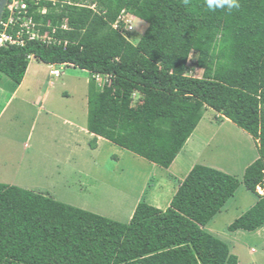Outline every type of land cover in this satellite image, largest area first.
<instances>
[{"label": "trees", "instance_id": "16d2710c", "mask_svg": "<svg viewBox=\"0 0 264 264\" xmlns=\"http://www.w3.org/2000/svg\"><path fill=\"white\" fill-rule=\"evenodd\" d=\"M24 2L21 16L49 40L1 44L0 85L7 78L18 89L30 57L87 72L86 130L95 145L102 138L164 170L213 112L251 136L258 153L242 177L256 202L227 231L264 226V0H240L232 13L211 12L205 0ZM129 16L146 25L139 38ZM8 18L4 10L1 24ZM1 24L0 34L15 39L18 25ZM239 183L195 165L164 212L141 202L127 223L0 184V264H238L204 228Z\"/></svg>", "mask_w": 264, "mask_h": 264}, {"label": "rangeland", "instance_id": "374dc122", "mask_svg": "<svg viewBox=\"0 0 264 264\" xmlns=\"http://www.w3.org/2000/svg\"><path fill=\"white\" fill-rule=\"evenodd\" d=\"M133 28L135 31L128 30L139 38L146 25L135 24ZM128 40L132 42L133 37ZM30 66L35 73L27 70L15 98L6 104L7 95L0 93V184L127 223L140 203L138 199L148 191L147 183L164 171L111 143L94 149L93 139L85 134L87 72L62 66L50 68L36 60H31ZM51 69L58 70L60 76L49 75ZM191 75L200 78L202 70L196 69ZM4 84L12 88L7 78L0 86ZM213 114L204 113L190 136L193 152L185 146L179 160L186 161L174 168L184 175L186 166L197 162L195 165L220 170L240 182L234 196L204 230L225 242L238 264H264V227L250 233L227 231L256 202L242 184V177L258 158L257 145L247 133L219 122ZM202 120L224 123V127L212 131L211 126L209 131ZM117 151V157L111 160ZM257 192L262 191L257 188Z\"/></svg>", "mask_w": 264, "mask_h": 264}, {"label": "crops", "instance_id": "0c3cea01", "mask_svg": "<svg viewBox=\"0 0 264 264\" xmlns=\"http://www.w3.org/2000/svg\"><path fill=\"white\" fill-rule=\"evenodd\" d=\"M46 66H48V65H46ZM48 67L51 68V66H48ZM31 69H32V72L35 73L33 71V66L28 67V69H27L28 73L31 72ZM34 69H35V67H34ZM24 79H25V77H24ZM23 82H24V80H23ZM23 82H22V84H23ZM4 83L9 85L7 82H4ZM22 84L15 91H12V88L11 89L5 88V87H7V85H5V84L0 86V88H1L0 93H5L7 95L6 104H8L13 98L16 97V95L19 93L20 89L22 88ZM0 112H2V111H0ZM202 123L205 127H208L209 131H211V130L217 131L218 129L220 130L224 127V123H220V124L215 125V124H212L208 121H203V120H202ZM226 123H228V122H226ZM228 125H229V123H228ZM211 126H212V128L210 130ZM196 129H197V127H196ZM85 134L88 135V137L93 139V135L89 134L87 131H85ZM191 138L192 137H190V139L186 142L185 146H187V148L190 146V148H188V149L190 152H193L191 145H193L194 142H192ZM102 143H109V142L104 140V139L97 138L95 150L100 149ZM118 153L119 152L117 151L115 153V155H112L110 157V159L114 161V159L117 157L116 154H118ZM179 156H180V154L177 156V158L175 159V161L173 162V164L170 166V168L168 170L161 169L164 171V173H163V171L161 172V173H163V175L160 174V176L157 179L153 180V182L151 181V183H147L148 187L146 189L148 191H146V193L143 192L141 199H138L139 202H144L147 205L155 207V208L162 210V211H164L169 206L173 196L175 195V193L178 189V186L184 180V178L187 176V174L190 172V170L193 168V166H195V164H197V162H194V163H192V165H190L189 168H188V166H186V169H184L183 166H181L180 168L184 169L186 171H185L184 175H179V173H178L179 171L176 170L174 168V166L177 163H179L180 161H184V162L186 161L183 159L179 160ZM117 162H118V159H117L116 163ZM182 164H183V162H182ZM153 167H155V169L157 168L156 166H153ZM218 171H220V170H218ZM144 194H145V196H144Z\"/></svg>", "mask_w": 264, "mask_h": 264}, {"label": "built area", "instance_id": "2783aa9c", "mask_svg": "<svg viewBox=\"0 0 264 264\" xmlns=\"http://www.w3.org/2000/svg\"><path fill=\"white\" fill-rule=\"evenodd\" d=\"M6 9L9 13V18L7 20V23L2 24L3 28H6L7 26H12L17 24L19 26V29L16 33V38L12 39L11 37H8L4 34H0V45L9 42L12 44H23L22 38L24 35L27 36V39L34 40L37 39L38 36L33 30V24L29 18H24V16H21V12H25L26 10V3L24 0H8ZM16 12V18H14V13ZM123 18V14L120 16V19ZM131 19L128 20V22ZM114 28H116V25H114ZM129 29L132 27L128 26ZM127 28V29H128ZM49 40V38H47ZM53 75H57L58 72L54 71L52 72Z\"/></svg>", "mask_w": 264, "mask_h": 264}, {"label": "clouds", "instance_id": "9594fccd", "mask_svg": "<svg viewBox=\"0 0 264 264\" xmlns=\"http://www.w3.org/2000/svg\"><path fill=\"white\" fill-rule=\"evenodd\" d=\"M7 6V5H6ZM205 6H206V8L209 10V11H211V12H215V11H217V10H224V11H226V12H228V13H232L233 11H235V10H239L240 9V7H241V2H240V0H205ZM4 10H7L6 9V7H5V9ZM122 14H123V12H122ZM129 19H131V20H133V21H131L130 22V27L133 25V24H135V22L136 23H138V21L139 20H137L135 17H133V16H129ZM0 24H1V21H0ZM139 24V23H138ZM2 25V24H1ZM18 28H19V26H18ZM37 35V34H36ZM38 36V35H37ZM34 40H47V37L46 36H38V38L37 39H34ZM32 41V40H31ZM23 43V42H22ZM21 45V44H20ZM33 59V57H30L29 58V61L30 60H32ZM33 60H35V59H33ZM49 66H51V68L53 67L52 65H49ZM61 66V65H60ZM54 67H55V65H54ZM63 67V66H62ZM54 71H56V72H58V74L57 75H53L52 74V72H54ZM49 75H51V76H54V77H57V76H60V73H59V71L58 70H50V72H49ZM94 78V80H95V82H99L100 81V76L99 75H96V76H94L93 77ZM100 89V85H98V90ZM94 137V136H93ZM97 138H99V137H97ZM96 138V139H97ZM94 139V138H93ZM102 139V138H101ZM95 149V148H94ZM154 166V165H153ZM158 168V167H157ZM161 169V168H160ZM188 175V174H187ZM186 178V177H185ZM184 178V179H185ZM184 181V180H183ZM182 181V182H183ZM181 182V183H182ZM180 183V184H181ZM179 187V186H178ZM258 190L260 191L261 189L260 188H258ZM262 191V190H261ZM259 193V192H258ZM259 194H263V192H261V193H259ZM141 203V202H140ZM142 203H144V202H142ZM139 204V203H138ZM137 204V205H138ZM146 204V203H145ZM152 207V206H151ZM169 207V206H168ZM167 207V208H168ZM155 208V207H154ZM166 208V209H167ZM157 209V208H156ZM165 209V210H166ZM159 210V209H158ZM164 210V211H165ZM160 211H162V210H160ZM164 211H162V212H164ZM264 227V226H263ZM262 227V228H263ZM261 230V228L260 229H258L257 231H260ZM257 231H255V232H257Z\"/></svg>", "mask_w": 264, "mask_h": 264}, {"label": "water", "instance_id": "95a60500", "mask_svg": "<svg viewBox=\"0 0 264 264\" xmlns=\"http://www.w3.org/2000/svg\"><path fill=\"white\" fill-rule=\"evenodd\" d=\"M8 0H0V21Z\"/></svg>", "mask_w": 264, "mask_h": 264}]
</instances>
